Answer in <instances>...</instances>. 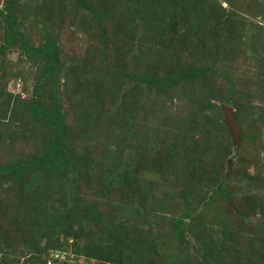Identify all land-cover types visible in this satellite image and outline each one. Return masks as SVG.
<instances>
[{"label": "rangeland", "instance_id": "rangeland-1", "mask_svg": "<svg viewBox=\"0 0 264 264\" xmlns=\"http://www.w3.org/2000/svg\"><path fill=\"white\" fill-rule=\"evenodd\" d=\"M149 1L154 16L172 12V0ZM176 3L186 22L156 21L154 32L137 0H0V264L51 261L67 230L77 233L67 247L85 254L78 264H108L87 257L93 248L121 264H264V0H213L221 21L206 26L205 46L190 41L195 15ZM48 44L54 74L36 54ZM202 67L166 95L140 80ZM224 98L247 135L238 151ZM36 105L55 137L64 118L66 151L85 160L68 167L60 142L41 150L49 125ZM194 127L204 130L188 151L178 132ZM228 174V198L205 200Z\"/></svg>", "mask_w": 264, "mask_h": 264}, {"label": "trees", "instance_id": "trees-1", "mask_svg": "<svg viewBox=\"0 0 264 264\" xmlns=\"http://www.w3.org/2000/svg\"><path fill=\"white\" fill-rule=\"evenodd\" d=\"M159 1H162V0H159ZM176 1L177 0H174V3H173V0H172V5H174L173 8L171 9L172 12L169 11V14L164 13L163 7L161 6V9L163 11L160 12L158 15L154 16V11L151 8L154 6H152V4L150 3L149 0H140V1L137 0L136 12H139L140 10H142L144 12L145 17L148 18V20H150V23H152V25L150 26L151 31L156 32V29L158 26L156 21H161L162 28L164 30H167V28H170V27H168L169 23H171V22L174 23L175 21H177V23H179V22L184 23V22H186L187 17H188V15L180 12L181 9L177 5ZM183 1H184V5H185L184 12L187 9H191L190 11L195 15L191 19L192 21H190L189 24L187 25L190 28V32H191V34L188 36V38L190 39L191 42H198L200 45L202 44V46L203 45L205 46V44H206L205 40H206L207 33H206V35H203V34H205L204 30H205L206 26H208V24H211V26L213 28L215 21H218V22L221 21V18H215L217 16V13H216L217 5L215 6L213 3V6H212L213 0H183ZM135 4H136V2L134 1V6H135ZM9 7H10V3H8L6 8H9ZM1 13L4 15L3 12H1ZM5 17L7 19L11 20L10 16H5ZM172 28H174V26H172ZM191 29H192V31H191ZM214 31H216L215 34H214ZM217 33H218L217 29L214 28L213 34L209 35V40L212 37L215 39L218 36ZM14 35H16V29L13 28L12 32L10 33V36L12 38H7V41L11 42L12 39L15 38V37H13ZM36 54L38 56H40L42 54L49 55L50 56V58H49L50 59V65H51L50 66L51 74H54L57 71V69H58V66H57L58 48L55 44L46 45L42 52H38ZM205 74H206V69L204 67H202V68L188 69L187 71L181 72L178 75H168V76H165L163 78H155L152 75L147 76V77L142 76L140 80L143 81L149 88L157 86L158 91L161 90V88L165 87L166 93L162 92V94L166 95L170 89L171 84L174 83L175 85H178L179 83L187 81V80H194V79H197L199 77H203V75H205ZM88 88H90L89 85H88ZM88 88H87V91H90V89H88ZM222 101H223V103H226V104H228V102H230L227 98L222 99ZM34 102H33V104H34ZM45 112L46 111L41 110L40 107L37 105L34 107V113H35L36 117H38V120H43L46 124L49 125L47 133L40 135L41 150H42V146H45V141H46V146L48 144L54 145L55 142L57 144H59L58 142H60L59 148H60V151H62V153H63L64 162L67 163L68 167L71 164V160L69 158L72 159V157L76 156V157H79L80 159L85 160L84 156H83V155H85V153L83 155H80V153H78V155H77L76 152L73 150L72 152L74 153V156L70 157L71 153L66 151V148H65L66 144L64 142V137H65V132H66L64 129V118L62 119V122L59 123V125H61L60 127L63 129L62 133H61L60 137H55L53 129L57 125V123L54 122L53 120H49L47 118V115ZM92 115H93V113H92ZM236 115L239 119L240 117H239L237 111H236ZM203 130L204 129H200L199 127H194L192 132L189 131V129H187V128L180 129L178 132L179 137L182 140V142L180 144L185 145L186 148L188 149V151H192V150L195 151V149H197V145L199 142L198 140H195L196 133L202 134ZM225 131L228 132L226 128H225ZM204 133H205V131H204ZM53 136H54V138H53ZM211 136H212V134H211ZM46 138H48V139L46 140ZM37 139H38V137H37ZM59 148H56V150L58 149L56 152L59 151ZM46 149H47L46 152H49L48 147ZM56 152L51 153L52 158L54 155H57ZM45 154H42V156L40 157L41 161H44L43 158H44ZM40 163H42L43 165L44 164L46 165V163H43V162H40ZM26 165L27 164L20 165L19 169L16 173L17 178L22 182L24 181V176L22 173H23V170L25 169L24 167ZM22 166H24V167L20 168ZM36 168L40 169L39 166H36ZM41 169H43V171H44V168H41ZM103 173H104V170H103ZM108 174L109 173L107 171L106 176H108ZM213 184H216L217 186L213 188L212 192H210L211 194L208 197H205V200H209V198H213L214 195L217 193H223L224 197L228 198L227 190L230 186V181L224 180L222 183H219V182L216 183V180H214ZM218 186L220 188H218ZM64 201H65V199H64ZM61 221L62 220L57 217V220L55 222L59 223ZM185 223H186L185 218H183V220H182L183 229L180 232V237H179L180 239L185 238ZM194 226H195V224H194ZM66 233L68 235L66 239H64L62 241H59L57 239L52 244L50 243L51 249L61 250L60 254H58L57 252H54L53 255H56L57 257L56 258L54 257L51 259V261H49L48 259H50L49 257H51L50 256L51 254L48 253V255L46 256V258L44 260L36 259L35 264H58V263H60V264H72V262H73V264H78L79 263L78 261H80V257H83L85 255V254H83V248L78 246L77 244H73V245H71L72 247H70L71 249H69V247H67V246H69L70 241H72V239H70V237L76 236L77 233L72 232L71 230H67ZM64 251H66V252L63 253ZM92 251L93 252L88 253V255H87V257L89 259L96 258L100 261H105L108 264H117V263L121 264L122 263L121 258H119L114 252L103 251L102 248H95V249L93 248ZM66 253L68 254L67 255L68 260L62 261L60 259V257L65 255ZM69 261H72V262L70 263Z\"/></svg>", "mask_w": 264, "mask_h": 264}, {"label": "water", "instance_id": "water-1", "mask_svg": "<svg viewBox=\"0 0 264 264\" xmlns=\"http://www.w3.org/2000/svg\"><path fill=\"white\" fill-rule=\"evenodd\" d=\"M223 112V122L229 132L231 143L235 147L236 151L241 147L242 141L246 138L245 128L239 121L236 112L232 106L226 103L220 105ZM229 175H227L226 180H228Z\"/></svg>", "mask_w": 264, "mask_h": 264}, {"label": "built area", "instance_id": "built-area-1", "mask_svg": "<svg viewBox=\"0 0 264 264\" xmlns=\"http://www.w3.org/2000/svg\"><path fill=\"white\" fill-rule=\"evenodd\" d=\"M58 264H60V263H58Z\"/></svg>", "mask_w": 264, "mask_h": 264}]
</instances>
